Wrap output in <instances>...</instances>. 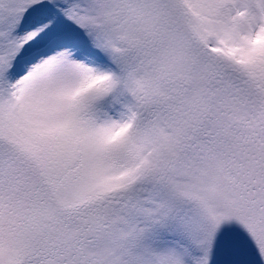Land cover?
Here are the masks:
<instances>
[{
	"label": "snow or ice",
	"instance_id": "obj_1",
	"mask_svg": "<svg viewBox=\"0 0 264 264\" xmlns=\"http://www.w3.org/2000/svg\"><path fill=\"white\" fill-rule=\"evenodd\" d=\"M0 264H264V0H0Z\"/></svg>",
	"mask_w": 264,
	"mask_h": 264
}]
</instances>
